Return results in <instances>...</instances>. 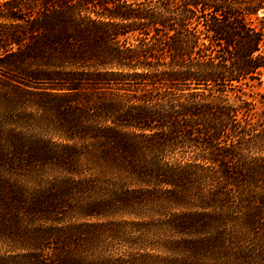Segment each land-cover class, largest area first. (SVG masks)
Segmentation results:
<instances>
[{
	"label": "trees",
	"instance_id": "16d2710c",
	"mask_svg": "<svg viewBox=\"0 0 264 264\" xmlns=\"http://www.w3.org/2000/svg\"><path fill=\"white\" fill-rule=\"evenodd\" d=\"M264 0H0V264H264Z\"/></svg>",
	"mask_w": 264,
	"mask_h": 264
},
{
	"label": "rangeland",
	"instance_id": "374dc122",
	"mask_svg": "<svg viewBox=\"0 0 264 264\" xmlns=\"http://www.w3.org/2000/svg\"><path fill=\"white\" fill-rule=\"evenodd\" d=\"M258 90L264 94V70H263V73H262V82L261 84L257 87Z\"/></svg>",
	"mask_w": 264,
	"mask_h": 264
}]
</instances>
